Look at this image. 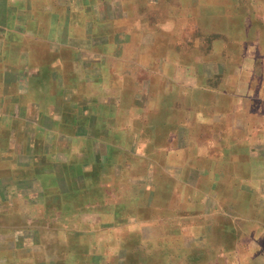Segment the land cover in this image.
<instances>
[{
  "label": "crops",
  "instance_id": "obj_1",
  "mask_svg": "<svg viewBox=\"0 0 264 264\" xmlns=\"http://www.w3.org/2000/svg\"><path fill=\"white\" fill-rule=\"evenodd\" d=\"M0 264H264V0H0Z\"/></svg>",
  "mask_w": 264,
  "mask_h": 264
}]
</instances>
